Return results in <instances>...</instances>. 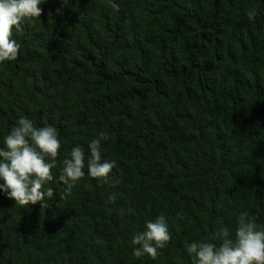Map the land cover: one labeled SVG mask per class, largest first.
Instances as JSON below:
<instances>
[{
	"label": "trees",
	"instance_id": "obj_1",
	"mask_svg": "<svg viewBox=\"0 0 264 264\" xmlns=\"http://www.w3.org/2000/svg\"><path fill=\"white\" fill-rule=\"evenodd\" d=\"M40 6L0 63V148L20 116L54 126L57 195L22 207L0 190V264H192L186 244L222 227L235 240L240 213L264 226V0ZM101 131L114 186L87 172ZM77 145L85 175L60 199ZM161 214L171 240L135 257L132 238Z\"/></svg>",
	"mask_w": 264,
	"mask_h": 264
},
{
	"label": "clouds",
	"instance_id": "obj_2",
	"mask_svg": "<svg viewBox=\"0 0 264 264\" xmlns=\"http://www.w3.org/2000/svg\"><path fill=\"white\" fill-rule=\"evenodd\" d=\"M44 0H0V63L14 61L19 55L21 44L13 38V30H21L26 18L38 19L43 9ZM67 0H65V3ZM248 19L253 20L257 10L252 8L246 12ZM57 129L52 125L37 127L34 121L20 116L11 131L4 138L6 147L0 148V190L14 199L20 206H47L46 199H52L57 191L45 185L53 181L52 169L56 166L61 148ZM109 134L101 131L97 138L88 144L90 153L87 159V172L92 178L102 180L109 186L118 181L110 180V173L116 161L102 158V141ZM85 169V149L77 145L71 149L70 157L62 161V170L58 183L63 192L60 199L71 194L73 187L81 180ZM116 194L110 193L108 200L115 202ZM172 236L168 221L163 214L154 221L146 222L145 230L132 238L136 246L133 255L137 258L147 254L153 260L159 249L167 246ZM211 241H220L219 244ZM186 251L192 258V264H264V226L258 227L255 220L246 212L238 218L235 240L230 232L222 227L214 231L211 240H197L186 244Z\"/></svg>",
	"mask_w": 264,
	"mask_h": 264
}]
</instances>
